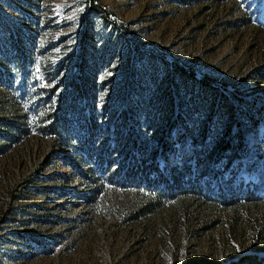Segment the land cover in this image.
Wrapping results in <instances>:
<instances>
[{
  "label": "rangeland",
  "instance_id": "rangeland-1",
  "mask_svg": "<svg viewBox=\"0 0 264 264\" xmlns=\"http://www.w3.org/2000/svg\"><path fill=\"white\" fill-rule=\"evenodd\" d=\"M98 1L103 16L90 12L88 0H0V264H232L242 253L264 256V242L253 246L251 233L264 218V0ZM84 48L102 59L99 107L120 108L124 100L116 99L128 93L136 112L162 113L152 132L176 138L173 162L191 163L196 137L180 140V128L168 126L166 116L178 110L170 112L168 100L178 96L182 117L189 107L197 123L218 93L230 99L243 139L230 160L206 164L217 201L129 222L121 214L125 191L106 183L87 200L98 186L80 185L73 166L76 118L69 141L40 129L58 97L73 95ZM22 59L29 64L21 81ZM176 65L184 70L177 84ZM158 102L164 110L156 113ZM249 117L259 119L255 134ZM197 177L203 181L204 172ZM232 193L241 196L236 204H222ZM232 217H239L234 225Z\"/></svg>",
  "mask_w": 264,
  "mask_h": 264
},
{
  "label": "trees",
  "instance_id": "trees-1",
  "mask_svg": "<svg viewBox=\"0 0 264 264\" xmlns=\"http://www.w3.org/2000/svg\"><path fill=\"white\" fill-rule=\"evenodd\" d=\"M88 1L90 12L103 16L104 10L99 1ZM28 64L26 59H22L19 67L21 81L26 76L25 70ZM101 65L102 59L97 60L94 49L81 50L77 67L79 75L69 87L73 95L69 96L68 92L62 93L56 105L45 115L44 119L47 123L40 127L43 132L53 136L64 134V139L69 141L68 136L70 135H67V128L70 121L76 118L80 130L77 134L76 147L73 146L72 157L75 160L73 166L76 167V174L80 177V185L84 184L81 182L86 179L89 180L90 186L92 184L98 186L87 193V200L93 202L98 199L106 183L116 188V191L121 189L123 194L125 191L128 196L126 199L125 196L121 198L120 205L124 210L121 214L124 215V220L129 222L148 218L167 207H170L172 212L186 213L190 205L200 206L201 202L206 199L217 201L210 193L207 177L211 170L206 168V164L209 162L214 164L222 158L230 160L235 151L239 149L236 147L237 143L240 144L243 139L239 131L242 130L240 119L236 120L240 114L236 116L230 99L218 93L210 116L205 121L197 123L195 118L189 115V107H185L187 118L182 117L178 96V100L172 97L170 101L168 100L167 106L170 107V112L174 108L178 109L176 113L173 111L172 117L167 118L166 116L168 126H178V131L180 128L178 136L180 140L186 135L193 137L194 134L196 137L195 143L191 145L193 151L190 155L191 163H186L185 159H181V163L173 162L176 151L180 149L176 138L172 137L170 130L160 135L152 132L157 127V118L162 120L160 118L162 113H157V111L164 110L161 103L156 104L157 114L145 113L143 106L137 107L139 111L136 112L126 93L116 99V101L124 100L122 107L118 108L112 103H105L104 106L99 107V88L96 80ZM171 72L172 80L176 84V79L184 76V70L177 65ZM79 101H84L85 110L80 109ZM256 111L259 117L263 115L260 106ZM258 120L249 117L244 121L250 126L253 134L256 133L255 127ZM223 123L228 126L223 130L222 135H219L218 129ZM153 137L157 139L155 142L151 141ZM157 157L163 160V167H158ZM67 167L71 168L72 165H67ZM229 170L227 183L233 176L231 173L234 172ZM202 172L205 177L199 182L197 176H200ZM229 185H231L230 182ZM216 187L220 189L219 185ZM228 187L229 190H233L232 186ZM249 195L253 197L252 194ZM240 197L232 193L231 197L221 202L222 204H233L232 198H236L234 201L236 204ZM238 220L239 217H232L231 225L236 224ZM262 220L263 225L255 226L251 231L255 242L253 246L264 242V218ZM232 264H264V256L242 253Z\"/></svg>",
  "mask_w": 264,
  "mask_h": 264
}]
</instances>
